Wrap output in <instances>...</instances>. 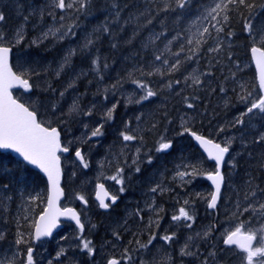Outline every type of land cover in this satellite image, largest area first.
I'll return each mask as SVG.
<instances>
[{
  "label": "snow or ice",
  "instance_id": "obj_1",
  "mask_svg": "<svg viewBox=\"0 0 264 264\" xmlns=\"http://www.w3.org/2000/svg\"><path fill=\"white\" fill-rule=\"evenodd\" d=\"M156 3L155 13H178L175 17L177 23L183 16V12L178 10H185L188 5L191 4V0H149V5L140 12L139 15L131 14L127 20L121 23L120 9L114 3L113 12L114 19L113 24L120 25V30H123L124 25L136 24V29L146 27L152 24L155 19L151 4ZM91 4V0H50L43 7L33 8L28 15L24 16L23 23L20 24L11 36H8L3 30H0V149L13 150L23 161H26L30 165H35L42 170L46 175L50 185V194L46 197V206L42 212L39 213L38 218L32 220V223L28 225L30 231L24 232L21 229L24 225L22 220L27 221L30 218L31 211L38 206V202L44 203L43 194L40 192L29 193L27 196L28 207L25 209L23 216L17 215L15 218L17 231L15 245L17 251L11 258L5 257L0 259V264H37V259L34 256L36 251L33 246L34 242H39L43 237L52 236L53 229L58 226L60 217H67L74 220L79 235L76 239L79 241L78 247L81 250L87 252L88 255L94 256L96 249L92 244V241L83 237L85 230V224L81 221L80 214L72 208L59 206V199L64 195V189L60 187V179L62 175L61 169V154L68 153L71 149L73 141H62L61 129L53 126L52 122L48 119H44L38 116L39 109L36 103L31 101L30 97L26 102H21L16 96L13 95V89H21L24 93H30L33 88V83L30 81L34 76L41 74L40 70L31 67L29 64H19L14 70L12 63L13 49L19 44L23 43L26 38V26L29 22L30 16H37L40 22H43L45 15L51 17L53 23L47 25L40 33L31 40V45L39 47L45 41L51 40L54 43L64 41L69 37L76 36V29L78 27L76 20L79 16H68V10H72L74 13L86 15ZM257 7L264 8V2L257 5L256 0H212V3L206 6L196 20L192 21V24L185 31H176L171 38L166 39L163 48H156V41L161 40L162 37L167 36V31L153 32L144 43L145 49L153 48V60L149 64L134 66L131 71L127 73L126 77L118 78L115 83L107 85L103 88L104 99L109 98V93L116 95V93L123 88L125 82L131 83L135 86V89L139 91V95L128 94L125 96L126 103L128 104H140L150 98L156 97L160 92L166 88L172 90L174 86L185 85L189 88H199L204 84L203 77H212L214 73L212 68L217 64H221L223 53L225 49L226 37L221 34L225 32V27L232 19L233 13L244 19V31L248 34L251 42L250 51L252 59L255 61L256 67L259 71V84L260 94L256 97L253 96L251 91H248L245 85L240 84L241 93H239V99L241 102L247 104L246 109L230 123L229 127L243 126L245 125V117H249L248 123L251 124L252 117L260 115L264 118V26H253L252 19L254 18L255 9ZM59 10L61 13L57 19L56 12ZM247 11L248 16H244V11ZM146 17V24L141 25L139 23L140 17ZM5 21V14L0 11V22ZM70 21V22H66ZM194 29V30H193ZM110 33V27L106 21L100 25L95 32ZM134 30V35H135ZM234 33L229 28L227 37L233 36ZM96 44V39L93 33H89L84 37L82 45H78L76 48L70 47L67 50L66 55L63 56L59 65L52 69L55 77L65 71L66 68L71 67L72 58L78 54H82L87 50L93 48ZM116 47L115 44L112 45ZM175 46V50L174 49ZM206 46V47H205ZM231 42L229 41V47ZM228 59L231 60V53H227ZM207 57L208 70L201 71L198 68L192 69L182 79H172L175 73L181 71L185 64L196 62L197 64L203 58ZM239 67V65H236ZM108 67L107 63L102 61L100 56H96L92 60V71L96 74L99 81H103L104 76L101 74L102 69ZM49 69L45 68V74ZM86 75L84 72H80L76 75L75 79L69 80L64 91L59 93L61 98L64 97L65 92L70 88H74L76 80L80 76ZM232 78H235V73L231 74ZM151 77H159L163 80V84L154 88L149 79ZM168 79H165V78ZM228 79V77H225ZM47 88L51 89V84H47ZM55 91V89H51ZM215 89H213L214 91ZM98 93L101 89L98 88ZM220 91H226L221 87ZM177 95L180 92L176 93ZM187 103L188 108H193L194 104L189 101L188 96L183 97ZM192 100H198V96H193ZM119 106V101L112 104L111 107L106 108L101 114V119L96 122L94 127H89V124L82 123V127L85 129L83 133L85 142L93 137H100L104 135L103 129L105 124L114 120L115 112ZM96 105L93 104L86 110L81 108L78 99L74 100L72 105L68 109V116H86L91 117ZM53 114H56L57 105L52 104L50 106ZM63 114V113H62ZM165 115H167L165 113ZM181 119V127L183 132L179 135H183L184 132L190 133L194 139L203 148L207 154V158L215 162V168L213 171L203 172L198 164L185 165L184 171H178L176 175L184 183H190L191 178H195L197 175H204L211 181L214 186V190L208 193L207 196L202 197L209 209L215 210L218 206L220 194L222 188L226 184L225 173L222 168L225 164H230L235 168L234 157L230 156V150L232 148L235 137L225 136L221 142H217L216 139L208 138L203 135H198L195 132H191V129L186 126V121L183 117ZM137 127H132V121H127L124 124V129L120 131L119 136L122 141L120 150V157L123 159V164L126 167L133 168L136 173L141 171L140 164H151L153 157L149 155L151 149L144 151V129L139 127L140 116L136 117ZM63 122V121H61ZM171 123V121H169ZM157 127L156 123H153L148 129L149 132L153 131ZM225 127H220L217 130L216 135L224 132ZM253 143H264V131L259 132L254 139ZM172 141L166 139L161 134L157 141L155 151L157 153L166 152L172 148ZM144 153V160H141V153ZM131 155V163H129L128 156ZM75 157L78 158L83 168H88L89 164L85 159V155L77 148L75 149ZM227 158V159H226ZM111 166V161L108 162ZM101 168L105 167V162H100ZM116 166L115 172L111 176H106L105 179L115 181L120 187L117 189L118 193L125 192V167ZM0 174H10V170L6 166H0ZM185 177H189V180H185ZM255 178H250L246 182V190L244 191L243 202L237 199L235 203V210L231 212L230 219L240 221V217L245 213H248L247 220L240 221L231 230L225 229L221 234L223 236V244L227 246L235 245L241 255V264H264V188L259 184H255ZM9 185L7 183L0 185V210L8 212V202L12 201L13 197L8 194ZM161 184H157L150 189L151 192L156 193L159 191L161 194L166 191ZM198 197L200 193L196 194ZM96 199L99 201V207L103 209H109L116 204L119 199L118 194H113L108 191L104 183H98L96 185L95 192ZM75 198L82 201L87 205L88 201L82 194H76ZM189 199L183 201V206L179 207L178 214H173L171 220L174 222H184L183 226L187 228L192 227V223L195 221L194 214L190 211ZM146 209L152 213L144 227L149 230L148 239L146 242H141L140 232H133L132 239L128 241V246H125L121 252L119 258L112 257L108 260L107 264H133V252H147L151 247H155L153 244L157 240V230L160 227V220L163 219L161 213L164 211L162 206H157L153 199L149 204H146ZM144 209L137 208L133 215L143 222L144 217L141 214ZM127 221H125V225ZM91 227H95L92 225ZM214 231V227H210L203 233L197 232L194 236L190 235L185 240L184 244L179 250L181 257H193L200 260V264H209V257L215 264H219L217 260L216 251H210L207 256L200 258V252L198 245L195 244L197 238L205 239L210 236ZM113 236L116 241L122 240V235L119 231H114ZM4 239V233L0 232V240ZM159 240L165 244L171 245L176 240V232L167 233L159 236ZM135 244L136 247L130 251V246ZM25 245V250L20 251L19 246ZM115 247V245H113ZM61 257H67V249L61 248L56 253L57 261ZM172 257L167 253L164 254V264H172ZM48 264H53L52 260L48 261ZM139 264H150L145 259H140ZM159 264V262H158Z\"/></svg>",
  "mask_w": 264,
  "mask_h": 264
},
{
  "label": "rangeland",
  "instance_id": "obj_2",
  "mask_svg": "<svg viewBox=\"0 0 264 264\" xmlns=\"http://www.w3.org/2000/svg\"><path fill=\"white\" fill-rule=\"evenodd\" d=\"M17 0H0V4L3 3H9L12 4L16 2ZM45 3L43 4H37L34 3L32 8H30V11H32L33 8L36 7H43L47 3L50 2V0H44ZM14 5V4H13ZM12 5V6H13ZM28 14L29 10L27 9ZM202 11H200L198 14H196L194 17H190L187 19L186 28L183 30L187 32V29L192 24V21L196 20V18L200 15ZM61 13L59 10H57L56 15L57 19ZM35 20H32V24L30 26V29L27 30V33L29 34V37L33 39L36 37L42 29H44L47 25H50L53 23L51 17L45 15L44 18H46L45 22H40L37 16H33ZM252 23L254 28L264 26V8L257 13L254 18L252 19ZM194 30V29H193ZM29 31V32H28ZM171 38L170 35H167L166 37H163V39L166 41V39ZM78 40V39H77ZM46 45L44 46V49L42 52H32L29 49H24L21 47H15L14 48V55L12 58V63L14 69L17 68L19 64L27 63L31 67L40 70L41 74L39 76H34L31 80V83H33L34 90L33 92L24 93L21 90H14V96H16L18 99L21 100V102H26V100L31 99V101L36 103L37 108L39 109L38 114L41 115L44 119L48 120H54L58 119L61 123L66 124V128L63 133L62 141H73L71 147L72 149L79 148L83 154L85 155V159L87 160L89 166L88 168H83L82 164L79 163L76 159V157H69L65 156L64 159V168L66 170L65 174V181L66 178L68 180L71 179V176L74 178V182L69 184L71 187L69 190L66 189L67 192V199L64 201V205H75L74 201L77 200L75 198L76 194H82L85 196L86 199L90 198L94 194V188L95 184L97 182H104L107 184L108 188L113 191L117 192V189L120 187V185H117L115 181L107 180L105 179L106 176H111L114 174L115 170L110 167H116V166H124L123 159L120 157V155L113 159V162L109 168H101L100 162H105L104 158H100L99 156H96L95 154L90 155L89 149L90 146L93 145L96 141V139L93 137L90 140H87L85 142L83 133L85 132V129L82 127V123L89 124V127H94L96 122L101 119V114L106 108H109L114 103L115 99L114 96L109 93V98L107 100H103L101 97L103 94V88L107 85L103 84L99 87L101 91L98 93L96 92V95L98 96L97 100L90 98H85L86 92H80L78 91H71L72 88L68 89L67 92H65V95L67 94L68 102H64L61 104L60 108L56 110V114L54 115L50 106L46 105L45 102L39 101L36 95L35 90H44L47 91V84H50L49 77L53 75L52 69H55L59 63L61 62L64 55H66L67 50L72 47L75 48L77 45V41H71L70 43H65L63 47L58 49V54L56 56H50V54L45 53L46 50L51 49L53 45L55 44L53 41L48 40L45 41ZM164 45V44H163ZM163 48V46H162ZM161 48V49H162ZM175 49V48H174ZM30 53V55H29ZM48 54V55H47ZM222 56V62L221 64H217L214 68H212V72L214 75L212 77H203L204 84H202L199 88H191L193 91L191 93L192 96H196L197 93H201L198 97L205 98V101L203 102L204 105H208L210 103L213 104L214 108L212 110V114L209 116L203 118L202 116H199L195 112H192V109L195 108L194 104L193 108L186 107L183 111V108L178 111V113H174V115L168 116V118L165 121V126L167 128H171L170 134L167 135L166 139H169L172 141V148L169 149L166 152L156 153L155 149L151 151V156L153 157V161L151 164H148L146 162L140 164L141 171L139 173H136L133 168L125 167V194L126 192H130V200L136 202V208L132 205H123V211L122 212H115V213H109L105 215L104 222L102 223H93V214L92 210H89V208H81L86 211L87 218H84L85 223V230L83 232V237L86 239H89L92 241L93 246L96 249V253L94 256H90L87 254L86 251L81 250L77 245L79 241L76 239V237L79 235L78 230L75 229V225L72 223H66L64 228L56 234L52 239L50 240H43L38 242L37 244V253L36 255L39 258L38 263L39 264H48L49 260H52L53 264H100L101 259H108L109 257L113 256V254H116L117 252L110 251L107 248L113 247V245L122 244L120 246V250L122 251L125 246H128V241L131 240L132 233L133 232H140L142 235L147 234L149 231L144 227V224L146 223H137V226L135 227V220L137 219V216L133 215L135 210L137 208L146 209V204H149L153 199L155 200V204L157 206H162L161 204H158L159 196H164L165 200L169 205L167 208H164V215L162 216L165 220V223H168V220H171V216L173 214H178L179 207L183 206V201L190 195L194 189H195V182H198L199 190L198 193L201 194L200 197H198L196 194L192 198L193 204H196L198 206V210L196 211V206L193 205L189 207L190 211L195 213V219H210V220H217L215 223H207L203 226L202 230L198 231L200 233L205 232L210 227H214V231L211 232L210 236L205 239L197 238L194 242L199 247L200 252V258L202 259L204 256H207V253L210 251H216L217 253V260L219 261V264H241V255L239 253L238 249H232L224 247L223 245V236L221 235L225 229L231 230L234 228V226L239 223L240 221L247 220L248 213H245L243 216L240 217V221H237L235 219H230L231 212L235 210V203L237 199L243 202V196L244 191L246 190V182L250 178H255L254 183L259 184L262 188H264V179H260L256 177V172L263 169L264 170V143H253L254 139L256 138L257 134L259 132L264 131V118H262L260 115H257L255 117H252L251 124L248 123L249 117H245V125L243 126H236V127H229L230 123L234 121L245 109L247 104L243 103L239 99V93H241V89L239 87L240 84L245 85L248 91H251L253 93V90L251 88V82L249 80L248 74L241 73L240 75L237 74V72H245L248 70L249 62L246 59H240V60H233L228 61L225 63L223 61ZM251 60V58H250ZM201 61V60H200ZM252 64V61L250 62ZM239 65L237 67L236 65ZM119 67L115 70V72H121L126 74L129 71L133 69V64L127 63L125 60H120L118 63ZM220 68L219 71L216 72V68ZM49 69L48 72L45 74L44 69ZM198 68L201 71H207L208 65L201 66L200 63H194L193 66L189 67L188 70H186L181 75L180 78L187 75L192 69ZM187 69V68H185ZM184 69V70H185ZM235 70V83L232 85L235 89V92H228L225 91V93L221 94L218 93L217 90L219 88L218 78H225V76H229L231 71ZM80 72H85V69L83 67H77L72 70V78L76 75H78ZM70 70L66 74L65 78L66 81L62 84H60L57 81H54L53 86H51V89H55V91H52L51 89L46 92V94H49V96L52 94V96L57 97V100H62L59 96V93L64 91L65 87L67 86L69 82L70 77ZM120 78V76H118ZM114 79L115 82L118 79ZM153 81H149L150 84L156 88L155 81L161 80L159 77H153ZM226 79H224L225 82ZM154 82V83H153ZM112 83V81H110ZM159 83V82H157ZM162 85V84H157ZM129 86V87H128ZM128 87V88H127ZM213 89H215L213 91ZM180 92L179 95L176 93ZM196 92V93H195ZM217 92V93H216ZM80 93V95L78 94ZM185 93V89L179 85L175 88L174 91V98L176 96H179V99L182 98V95ZM232 93V94H231ZM70 94H72L70 96ZM128 94H135L139 95V91L135 89V86L131 83L125 82L123 85V88L118 91L117 95L125 100V96ZM253 96L256 97V94L253 93ZM73 97V98H71ZM232 97V98H231ZM236 97V98H235ZM85 98V99H82ZM234 98V99H233ZM79 101V104L81 108L87 109L91 105L95 104L96 107L93 110V115L91 117L86 116H68V109L72 105L74 100ZM162 95H158L156 97L149 99V107L150 109L147 110L151 114L143 115L142 113H139L135 116V120L137 116H140L139 126L144 125L148 126L149 128L153 123L157 124V127L152 132H161L163 129L160 128L161 124L155 122L158 117L157 114L154 112H157V103L156 101H161ZM52 102V100H51ZM235 102V103H234ZM242 105H239V104ZM237 105V106H236ZM218 107V109H216ZM245 107V108H244ZM200 109V108H199ZM198 110V109H197ZM154 111V112H153ZM63 113V114H62ZM181 117L184 118L186 121V126L190 128L192 131H198V133H202L203 135L216 139L217 142H221L223 137L230 136L235 137V140L233 142L232 148L230 150V156L234 157V163L235 168H233L230 164H225L224 167V173L226 178V184L222 191V197L219 205L215 210H209L207 207V204L205 200L202 198L204 196H207L208 193L212 192V188L208 182V179L204 175H197L195 178H191L190 183H184L181 181V179L176 175L178 171H184L185 165L188 164H198L201 167V170L203 172H209L213 171L215 168V162L208 159L206 155L203 154V152L200 150L198 146L193 142V140L189 137L188 132H184L183 135H179V133L183 132V128L181 127ZM214 118V120H213ZM202 120V121H201ZM171 121V123H169ZM71 122H76L79 125L80 131H77V133H73L71 130V126L69 125ZM109 123V122H108ZM105 124V127L103 129L104 135L108 132V130L113 128L114 130H118L119 126L116 124ZM53 126L59 127V125L52 121ZM137 127V122L135 124V128ZM225 127V131L220 133L218 136L216 135L218 128ZM60 128V127H59ZM198 129V130H197ZM100 136L99 138L103 137ZM170 136V137H169ZM171 137H174L173 139ZM158 139V137H156ZM152 140V136L149 138ZM156 139V141H157ZM156 141L153 138L152 144H156ZM197 147V148H196ZM74 149V151H75ZM198 149V150H197ZM144 153H141V160H144L145 157L143 156ZM167 157L171 160V165L167 163ZM114 160H116L114 162ZM129 163H131V155L128 156ZM145 165V172H142V165ZM149 167H151L149 169ZM135 173L137 176H135ZM138 178V179H135ZM185 180H189V177H185ZM169 180V181H168ZM137 181V182H136ZM136 182V183H135ZM138 183H140V186H138ZM146 183V184H145ZM157 184H161L162 187L167 189L162 194L157 191L156 193L148 192V188L155 187ZM2 185V184H0ZM145 186V188L143 187ZM151 186V187H150ZM24 188H20L18 186H11L9 185L8 194L13 197L12 201L8 202V212H3L0 210V232L4 233L3 240H0V259H3L5 257L11 258L12 255L18 250L17 246L15 245V239H16V231H17V225L15 218L17 215L23 216L25 214V209H27V195L28 192L24 191ZM141 190V191H140ZM187 190V197L184 194V192ZM22 192V193H21ZM138 193V194H137ZM149 198L142 202L138 203L143 200V197L140 195H144ZM180 195H183V201L180 198ZM139 197V198H138ZM127 200V199H126ZM138 201V202H137ZM127 202H130L127 200ZM45 206V204H44ZM187 207V206H186ZM206 212H208L206 214ZM142 214V213H141ZM152 215V213H150ZM32 215L33 210L30 213V218L27 221L22 220L21 223L24 225V227L21 229L24 232L30 231V228L28 225L32 223ZM125 221H127V224L125 225ZM148 221V220H147ZM205 220H203L201 223H204ZM92 225H95V227H91ZM178 225H182L183 223H173L171 226V229L174 230L178 228ZM193 225V223H192ZM88 229H92V231L89 233ZM94 231V234H92ZM119 231L122 235L121 241H116L113 232ZM195 233H197V230L193 227L192 233L190 234L187 232L186 238L183 240H178L174 242L171 245H168L170 247H173L176 250H180L182 245L184 244L185 240L188 236L192 235L194 236ZM7 234V236H6ZM96 237L94 238V236ZM140 235V237L142 236ZM7 238V239H6ZM66 239V241H65ZM147 238H140L141 242H146ZM10 243V244H9ZM12 243V244H11ZM14 243V244H13ZM9 244V248H8ZM12 245V246H11ZM216 245V246H215ZM157 247L159 245H156ZM136 245L133 243L130 246V251L134 249ZM12 248V249H11ZM65 248L67 249V257H61L59 261L56 259V253L61 249ZM19 250L23 251L25 250V245H20ZM106 250V252H104ZM97 253H100V257L96 258ZM121 255V254H120ZM133 255V264H138V261L140 259V254H136L135 252L132 253ZM152 255V251L149 249L147 252H143L141 255L142 259H145L146 261L150 262V257ZM35 256V254H34ZM156 257H159V254L157 253L155 255ZM43 261V263H41ZM151 264H154V258L151 261ZM163 264V263H159ZM175 264V263H173ZM185 264H200L199 259H195L193 257L186 256ZM209 264H215V262L212 261V259L209 257Z\"/></svg>",
  "mask_w": 264,
  "mask_h": 264
},
{
  "label": "trees",
  "instance_id": "obj_3",
  "mask_svg": "<svg viewBox=\"0 0 264 264\" xmlns=\"http://www.w3.org/2000/svg\"><path fill=\"white\" fill-rule=\"evenodd\" d=\"M262 2H264V0H256L257 5L261 4ZM34 3H36L37 5V4H43L45 2L44 0H17L12 4H9L8 2L0 4V11H2L5 14V21L0 22V30H3L8 36H11L13 30L15 29L14 27H16L18 24L23 22L24 16L28 15L27 9L30 12V8H32ZM114 3L120 9V19L122 23L124 20L128 19L129 15L131 14L139 15L140 12L144 11V9L149 5V0H91V4L86 14L89 17L86 15L74 13L72 10H68L67 15L72 17L73 19L75 18V16L77 15L79 16V19L76 20V23L78 25L76 29V36L69 37L65 39L64 42L62 41L59 43H55L51 49L45 51L46 53L48 52V54H52L53 56H56V54H58V49L61 48L63 44H65L66 42H71L76 40L79 45H82L84 37L89 33H93L94 38L96 39L95 46L82 54H78L74 56L72 58L71 67L66 68L65 71L60 75V78L64 79L66 74L70 70L71 74L69 80H71L72 70L77 67H83L85 69L84 73H86V75L80 76V78L76 80L75 87L72 88L71 91L73 92L80 90V92H86L87 96H84L85 98L91 97L92 99L97 100L98 96L96 95V92L101 85L103 84L110 85L115 83L114 79L118 78V76H120V78L126 77V74L124 73L121 74V72H115V70L119 67L118 63L120 60H124V62L126 60L127 63L131 65L133 64L132 65L133 67L137 65H145L151 63L153 60V48L150 47L145 49L142 45H144L143 43L147 41L148 37L152 34V32L158 33L166 30L167 35L172 36L175 34L176 31H183L186 28L185 26L187 23L186 22L187 19L190 18L191 16L194 17L196 14L202 11L206 6L210 5L212 3V0H191V4L188 5V7L185 10H178V12H183V16L180 18L179 23H177L175 20V17L178 15V13H168V14L160 13L157 15L155 13V9L157 5L156 3H152L151 8L153 10V15H155V19L153 20L152 24L147 25L146 27H141L139 29H136V24H128L123 26L122 31L120 30L121 27L120 25L112 23V20L114 19V12H113ZM262 9L263 8L257 7V9H255L254 16L257 13H259ZM231 15H232V19L230 20L229 24L225 27V32L221 34L222 36L226 37L225 39L226 51L223 53L224 56L223 61H225L226 63L228 61H233L235 59L248 60L249 62L248 70L245 72H237V74L238 75H240L241 73L248 74L253 93L256 94V96H258L260 94V90L256 81V74L254 67L250 63L251 60H250L249 50H250L251 42L249 40L248 34L244 31V19L236 15L235 13ZM244 16L245 17L248 16L246 10L244 11ZM32 20L34 21L35 18L33 16H30L29 22L26 26L27 30L30 29ZM45 20L46 18H44L43 23L45 22ZM106 21L109 24L111 30L110 33H104L102 31L99 33L95 32V30L100 25L104 24ZM66 22H70V21H66ZM139 23L141 25H145L146 17L141 16ZM229 28L234 33V35L231 37H227V32ZM134 30H136L135 35H134ZM29 34L30 33L26 32V38L24 42L19 44L17 47L29 49L32 52H42L46 43L44 42L39 47L35 45L31 46L32 39L28 37ZM164 41L165 40L162 37L161 40L156 41L155 47L162 48ZM229 41L231 42L230 47H229ZM113 44H115L116 47H113L112 46ZM228 52L231 53V60L228 59L227 56ZM97 55L100 56L102 61L106 62L108 65L106 69H102L101 74L104 76L103 81H99L98 78L96 77V74L91 70L92 60ZM207 59H208L207 57L201 59V61H199L200 65L204 67L208 65ZM194 63L195 62L185 64L182 67L181 71L175 73L171 78L182 79L180 78L181 75H184L183 73L186 70H188L189 67L193 66ZM219 70H220L219 67L216 68V72ZM232 73H235V70L232 69L230 75L225 76L228 77V79H226L225 82H224L225 78L222 79L218 78V83H217L219 88L217 90L218 93L221 94L225 93V91L224 92L220 91L221 87L223 88L225 87L227 89L226 91L228 92H235V89L233 88L232 85L235 83L236 78L234 79L232 78L231 76ZM55 78L57 77L52 75L49 77L51 86H53L54 81L57 82L61 81V80H56ZM147 79H149V81H153L152 80L153 77ZM165 79L168 78L166 77ZM110 81H112V83H110ZM59 83L62 84L63 82H59ZM157 84H163V80L155 81V85L157 87L161 86ZM176 87L177 86H174L172 90H168L164 88L160 92V95H162L161 101H156L158 111L157 112L153 111V112L157 114L158 119L155 122L160 123L161 124L160 128H162L163 130L161 132H157V131L149 132L148 126L147 127L144 125L139 126L144 129V141H145L144 151H147L148 149L151 150L155 149L156 144H152L153 138L156 141L157 139L156 137H159L161 134H163L165 138H167V135L170 134L169 132L172 129V125L170 129L163 126H165V121L168 118V116H170V114L174 115V113L175 114L178 113V111L182 108L183 111L185 110V108L187 107V103L183 99L184 96L189 97L188 102H194L195 108L192 109V112L196 113L197 111L196 114L198 115V117L202 116L203 118H205L210 114H212V110L214 108L213 104L210 103L208 105H204L203 102L205 101V98L192 100L191 98L193 96L191 95V93L193 90L187 86L183 87L185 89V93L182 95V98L179 99V96H176L178 98L176 97L174 98L173 94ZM48 90L49 89H47V91L35 90L39 101L45 102L46 105L56 104L57 105L56 110L60 108L62 103L68 102L67 99L68 93L64 95L62 100H57V97L52 96V94L50 96L49 94H46ZM117 93L116 95H113L114 98H116L114 103L116 101H119V106L116 109L114 120L110 121L108 125L116 124L119 126L118 128L120 129L114 130L113 128L110 127V129L105 134V136L101 138L94 137L96 141L93 145L90 146L89 149L90 155L95 154L96 156H99L102 159L104 158L105 168L110 167L108 164L109 161H111L112 164L113 159L120 155L122 141L119 136V133L124 129L125 122L132 121V127L135 128V124L137 122L135 120L136 115H138L139 113H142L143 115L151 114L149 111H147L150 109L149 100L135 105H133V103L128 104L126 103V100L125 101L122 100V98H120L117 95ZM78 94L80 95V93ZM200 94L201 93H197L196 96H199ZM71 95L72 94H70V96ZM101 98L105 100L104 95H102ZM216 109H218V107ZM165 113L167 115H165ZM38 116L43 118L39 114ZM52 121L59 125L61 131L65 130L66 124L61 123L57 118L51 120V122ZM69 125L71 126V130L73 133H77V131H80L79 125L76 122H71ZM151 136H152V140L149 139ZM171 138L173 139L174 137ZM155 154H157V152ZM115 161L116 160H114V162ZM0 166H6L10 170V174H0V184L7 183L8 185L11 186H18L20 188H24L25 189L24 191H27L28 194L40 192L43 194V199L46 202V197L48 194V184L46 178L43 177L38 171L32 169L22 160L14 157L10 152H0ZM110 168L115 170V167H110ZM256 177L260 179H264V170L261 169L257 171ZM73 182H74L73 176H71L70 180L66 178L65 186L67 190L71 188L69 184L72 185ZM45 202L44 203L38 202V206L33 209L32 220L35 219L38 216V214L43 210ZM207 213L208 212H206V214ZM193 214L195 215L194 211Z\"/></svg>",
  "mask_w": 264,
  "mask_h": 264
},
{
  "label": "flooded vegetation",
  "instance_id": "obj_4",
  "mask_svg": "<svg viewBox=\"0 0 264 264\" xmlns=\"http://www.w3.org/2000/svg\"><path fill=\"white\" fill-rule=\"evenodd\" d=\"M197 148V147H196ZM71 149H72V147H71ZM74 149L75 148H73L72 149V151H71V153L69 154V157H74ZM198 150V149H197ZM167 163L169 164V165H171L172 163H171V160L167 157ZM145 165L146 164H143L142 165V172H145L146 171V169H145ZM135 176H137V174L135 173ZM135 179H138V178H135ZM169 181V180H168ZM100 182H102V181H100ZM137 182V181H136ZM135 182V183H136ZM104 183V182H103ZM97 184V183H96ZM96 184H95V188H94V194L90 197V198H88L87 199V201H88V203H87V205H85V204H83V202L82 201H80V200H75L74 201V203H75V205H73V206H75L77 209H78V211H79V213H80V215H81V218H82V221H83V223L85 224L86 222L84 221V218H87V215H86V211L85 210H83V209H81V208H89V210H92V213L91 214H93V219H92V222L93 223H102V222H104V216L105 215H107V214H109V213H115V212H122L123 211V205L125 204V206L126 205H132L133 207H135L136 208V202L135 201H131L129 198H130V192H126L127 194H125L124 192L123 193H118V192H113V191H111L109 188H108V186H107V184L106 183H104L105 185H106V187H107V189L109 190V192H111V193H113V194H118L119 195V199L117 200V202H116V204L115 205H113L111 208H109V209H103V208H101V207H99V202L95 199V190H96ZM151 188H148V190H150ZM198 190H199V186H198V182H195V189H194V191L190 194V195H188V197H187V190L184 192V194L183 195H185L187 198L186 199H189V201H190V205L189 206H187V207H191V206H193V205H195L196 206V211L198 210L197 208H198V206L196 205V204H193V202H192V198H193V196L195 195V194H197L198 193ZM151 193V191L149 192V194ZM149 194H148V197L146 198V199H144V200H142L141 202H138V203H142V202H144V201H146L148 198H149ZM183 195H180V198H181V200L183 201ZM159 198V200H158V204H161L162 202V205H163V207L164 208H167V206L169 205V203H167V201L165 200V198H164V196H159L158 197ZM129 200L130 202H127V200ZM66 200V199H65ZM136 211V210H135ZM124 212V211H123ZM142 215H143V217H144V221H143V223H147V220L149 219V217L151 216V214H150V212L149 211H146V210H144L143 212H142ZM164 215V212H162L161 213V216H163ZM95 216V217H94ZM95 219V220H94ZM203 220H205V222L204 223H201ZM217 220H210V219H200V218H197V219H195V221L194 222H190V223H193V225H192V227L191 228H187V227H184V226H182V225H178V228H176V229H174V230H172L171 229V226L173 225V223H176V222H174V221H172V220H168V223H165V220H160V227H159V229L157 230V240L156 241H154L153 242V244L155 245V247H151L150 246V250L152 251V255H151V257H150V264H151V261H152V259L154 258V264H158V262L159 263H163L164 264V254L165 253H167L168 255H170L173 259H172V264L173 263H175V264H185V261H186V256L185 257H181L180 255H179V252H178V250H176L175 251V249L173 248V247H170V246H168L167 244H165L163 241H161V240H159V236H161V235H164V234H167V233H171V232H176V240H175V242L177 241V239L178 240H183V239H185L186 238V235H187V232H189L190 234L192 233V228L194 227L196 230H197V232L198 231H200V230H202V228H203V226L205 225V224H207V223H215ZM137 223H141V221L137 218L136 220H135V227L137 226ZM179 223H184V222H179ZM76 226V225H75ZM64 228V227H63ZM86 228V227H85ZM75 229L76 230H78V227L76 226L75 227ZM89 230V233L92 231V229H88ZM92 234H94V231H93V233ZM148 234H149V231L147 232V234H145V235H142L141 237L142 238H147L148 237ZM96 237V235L94 236V238ZM141 237H139V238H141ZM122 244H118V245H116L115 247H111V248H107L108 250H110V251H114V252H117L116 254H113V256H111V257H109L107 260L106 259H104V258H102L101 259V257H100V253H97V255H96V258H99V259H101V263L100 264H107V262H108V260L110 259V258H112V257H117V258H119L120 257V254H121V250H120V246H121ZM156 245H159L158 247L156 246ZM224 245V244H223ZM216 246V245H215ZM224 247H227V248H232V249H237L236 248V246L235 245H233V246H227V245H224ZM104 252H106V250H104ZM144 251H141V252H135L136 254H140L141 253V255H142V253H143ZM36 253H37V247H36V252H35V257H36V259H37V264H39L38 263V261H39V258H38V256L36 255ZM159 254V257H156L155 255L156 254ZM141 255H140V259H141ZM56 257V256H55ZM139 259V260H140ZM41 263H43V261H41ZM121 264H124V262L122 261L121 262ZM138 264H139V261H138Z\"/></svg>",
  "mask_w": 264,
  "mask_h": 264
},
{
  "label": "water",
  "instance_id": "obj_5",
  "mask_svg": "<svg viewBox=\"0 0 264 264\" xmlns=\"http://www.w3.org/2000/svg\"><path fill=\"white\" fill-rule=\"evenodd\" d=\"M13 54V53H12ZM250 57H251V60H252V64H253V67H254V69H255V73H256V80H257V83L259 84V71H258V69H257V67H256V64H255V61L252 59V54H251V51H250ZM15 70V69H14ZM31 82V81H30ZM13 90H21V89H18V88H14ZM12 90V91H13ZM33 90H34V87L32 88V91L31 92H33ZM30 92V93H31ZM13 95H14V93H13ZM57 127V126H56ZM191 132H194V131H191ZM195 133H197V132H195ZM190 134V133H189ZM198 135H201V134H199V133H197ZM191 135V134H190ZM192 136V135H191ZM204 136V135H203ZM193 137V136H192ZM206 137V136H205ZM61 138H62V133H61ZM193 139H194V137H193ZM194 141H195V143L201 148V150L204 152V150H203V148L199 145V143L194 139ZM0 152H10L14 157H16V158H19V159H21L22 160V157H20L17 153H15L13 150H6V149H0ZM70 152H71V149H70V151L68 152V153H63V154H61V155H65V156H67V155H69L70 154ZM205 153V152H204ZM206 154V153H205ZM207 155V154H206ZM77 160H78V158H77ZM23 161V160H22ZM62 156H61V169H62V175H61V179H60V187L61 188H63L64 189V187H63V180H64V170H63V166H62ZM79 161V160H78ZM25 164H27L28 166H30L31 168H33L34 170H37V171H39L40 173H41V175H43L45 178H46V180H47V183H48V195L50 194V191H49V189H50V185H49V182H48V179H47V175L42 171V170H40L39 168H37L35 165H30V164H28L26 161H23ZM80 162V161H79ZM222 171H223V168H222ZM210 182V184L212 185V183H211V181H209ZM98 183H101V182H98ZM97 183V184H98ZM96 184V185H97ZM213 186V185H212ZM105 187H106V185H105ZM214 187V186H213ZM107 188V187H106ZM109 191V190H108ZM95 192H96V190H95ZM65 199V189H64V195H63V197H61L60 199H59V206L61 207V208H64V207H68V208H72V209H75L78 213H79V211H78V209L76 208V207H74V206H62V201ZM95 199H96V196H95ZM97 200V199H96ZM98 201V200H97ZM99 202V201H98ZM219 202V201H218ZM46 206V205H45ZM80 214V213H79ZM81 216V215H80ZM38 218V217H37ZM65 222H72V223H74V224H76L75 223V221L74 220H71V219H69V218H67V217H60L59 218V222H58V226L55 228V229H53V233H52V236H50V237H43L41 240H43V239H51L52 237H53V235L58 231V230H60L63 226H64V223ZM35 243H37V242H35Z\"/></svg>",
  "mask_w": 264,
  "mask_h": 264
},
{
  "label": "bare ground",
  "instance_id": "obj_6",
  "mask_svg": "<svg viewBox=\"0 0 264 264\" xmlns=\"http://www.w3.org/2000/svg\"><path fill=\"white\" fill-rule=\"evenodd\" d=\"M90 14V13H89ZM86 16H88V15H86ZM89 17V16H88ZM86 18V17H85ZM84 21H85V19H84ZM83 22V21H82ZM86 26V25H85ZM15 28V27H14ZM153 30V29H152ZM14 31V30H13ZM139 31V30H138ZM153 33V32H152ZM79 34V33H78ZM28 37H29V35H28ZM64 42V41H63ZM165 42V41H164ZM164 42H163V44H164ZM144 44V43H143ZM64 45V44H63ZM32 46V45H31ZM143 46V45H142ZM163 46V45H162ZM35 47V46H34ZM251 47V46H250ZM142 48V47H141ZM50 52V51H49ZM46 53V52H45ZM48 53V52H47ZM29 55H30V53H29ZM48 55V54H47ZM50 56H53L52 54H50ZM56 80H61V81H59V82H65L66 81V78H64V79H61L60 77H57V78H55ZM107 81V80H106ZM226 81V80H225ZM223 82V81H222ZM222 84V83H221ZM182 87H185L184 85H181ZM225 86V85H224ZM129 87V86H128ZM127 87V88H128ZM218 88V87H217ZM225 88V87H224ZM226 89V88H225ZM82 90V89H81ZM227 90V89H226ZM87 91V90H86ZM231 91V90H230ZM196 93V92H195ZM232 94V93H231ZM95 95V94H94ZM45 98V97H44ZM176 98H178V97H176ZM232 98V97H231ZM236 98V97H235ZM234 99V98H233ZM123 100V99H122ZM125 101V100H124ZM235 103V102H234ZM239 104V103H238ZM128 105V104H127ZM133 105H135V103H133ZM239 105H242V104H239ZM237 106V105H236ZM243 106V105H242ZM133 110V109H132ZM137 112V111H136ZM200 115V114H199ZM213 120H214V118H213ZM202 121V120H201ZM198 130V129H197ZM198 132V131H197ZM103 147V146H102ZM104 150V149H103ZM113 150V149H112ZM150 154H151V152H150ZM151 167H149V169H150ZM146 184V183H145ZM138 186H140V183H138ZM143 187L145 188V186L143 185ZM151 187V186H150ZM141 191V190H140ZM148 192H149V190H148ZM22 193V192H21ZM138 194V193H137ZM143 197V200L144 199H146L147 198V196H144V195H140V197ZM139 198V197H138ZM141 202V201H140ZM95 217V216H94ZM95 220V219H94ZM94 222V221H93ZM6 236H7V234H6ZM5 239V238H4ZM7 239V238H6ZM10 244V243H9ZM9 244H8V248H9ZM12 244V243H11ZM14 244V243H13ZM12 246V245H11ZM12 249V248H11Z\"/></svg>",
  "mask_w": 264,
  "mask_h": 264
}]
</instances>
